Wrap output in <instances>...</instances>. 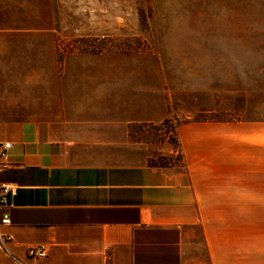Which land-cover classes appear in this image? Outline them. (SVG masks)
I'll return each mask as SVG.
<instances>
[{
  "label": "crops",
  "instance_id": "0c3cea01",
  "mask_svg": "<svg viewBox=\"0 0 264 264\" xmlns=\"http://www.w3.org/2000/svg\"><path fill=\"white\" fill-rule=\"evenodd\" d=\"M18 29L0 24V37ZM237 29L194 44V59L264 60V14L259 30ZM146 77L68 69L42 117L0 132L11 144L0 182L15 188L0 207L11 221L0 264H264V119L184 123L183 163L152 165L153 149L131 142L133 126L166 118Z\"/></svg>",
  "mask_w": 264,
  "mask_h": 264
},
{
  "label": "rangeland",
  "instance_id": "374dc122",
  "mask_svg": "<svg viewBox=\"0 0 264 264\" xmlns=\"http://www.w3.org/2000/svg\"><path fill=\"white\" fill-rule=\"evenodd\" d=\"M263 14L264 0H3L0 24L19 29L0 37V132L42 117L66 70L116 67L145 73L149 98L164 99L166 118L133 126L131 142L153 149L152 165L182 164V124L264 119L259 55L194 59V44L259 30Z\"/></svg>",
  "mask_w": 264,
  "mask_h": 264
},
{
  "label": "built area",
  "instance_id": "2783aa9c",
  "mask_svg": "<svg viewBox=\"0 0 264 264\" xmlns=\"http://www.w3.org/2000/svg\"><path fill=\"white\" fill-rule=\"evenodd\" d=\"M11 144L1 143L0 144V171L7 169L11 166L9 161V150ZM10 184L0 182V207L5 203L6 196L14 192ZM11 221L8 215L0 216V227L10 226ZM10 236L0 232V247L5 249L6 243L10 240ZM28 255L30 258H44L47 256V250L44 247H32L28 250Z\"/></svg>",
  "mask_w": 264,
  "mask_h": 264
}]
</instances>
